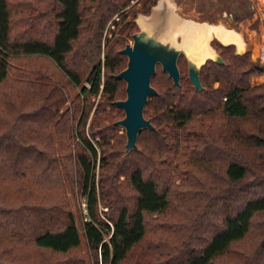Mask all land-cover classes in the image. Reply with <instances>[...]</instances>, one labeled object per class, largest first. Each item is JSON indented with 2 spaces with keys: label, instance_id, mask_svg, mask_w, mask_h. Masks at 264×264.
I'll list each match as a JSON object with an SVG mask.
<instances>
[{
  "label": "trees",
  "instance_id": "obj_1",
  "mask_svg": "<svg viewBox=\"0 0 264 264\" xmlns=\"http://www.w3.org/2000/svg\"><path fill=\"white\" fill-rule=\"evenodd\" d=\"M131 2L0 0V264H86L67 181L86 195L83 235L104 264H264V83L249 81L264 64L247 66L249 52L219 44L224 63L201 65V90L183 54L180 87L156 68L158 94L143 110L155 128H142L120 160L119 50L138 28L131 11L146 14L157 0ZM105 29L113 35L101 63ZM66 86L83 96L71 113L60 112Z\"/></svg>",
  "mask_w": 264,
  "mask_h": 264
},
{
  "label": "rangeland",
  "instance_id": "obj_2",
  "mask_svg": "<svg viewBox=\"0 0 264 264\" xmlns=\"http://www.w3.org/2000/svg\"><path fill=\"white\" fill-rule=\"evenodd\" d=\"M136 0H133V2ZM161 0H157V2L150 7V10L148 13L143 14L138 12L137 14L134 13V10L131 11V13L128 15V20H131L134 16V19L137 18L138 21H142L141 16L142 15H151L153 13V9L158 6ZM131 2V3H133ZM165 3H169L170 9L165 8L164 12L161 14L165 18H162L163 20L167 19H177L179 21H184L189 24H195V23H204L207 25H219L225 26L228 29L236 30L241 34V37L243 39V44L241 45L243 47V51L249 52V59L247 66H250L251 64L257 63V64H264V0H164ZM128 7V6H127ZM136 7H139V3H136ZM114 20H119L118 16L113 17ZM111 22H108L107 27L109 29L114 28L113 24H110ZM161 27H164V25H161ZM109 29H105L103 32V37L101 39V46H100V53L97 61H101L103 63L104 55L106 51L105 46V39L112 38V32L109 31ZM138 28H136L137 30ZM153 30H156L159 32V36L163 39L166 37V31L162 30L160 31L159 28L152 27ZM135 30V29H134ZM133 30V32H134ZM162 32V33H161ZM118 32H116L117 35ZM132 33V32H131ZM211 46L213 48V52L220 54V48L218 47L219 44L222 45H228L220 42L215 37H211ZM173 42L183 46L181 43L182 39L178 36L174 37V40L171 39ZM125 43H131L132 38L129 34L128 36L124 37ZM236 48L237 46L233 43H229ZM9 64H15V62L8 57ZM185 61V65H186ZM126 66V65H125ZM187 66V65H186ZM157 70L162 69L161 65L159 64L158 67L156 65ZM102 73H101V82L103 83V66H102ZM157 72L156 76V86L159 87V76L158 71H155V74ZM251 85H257L260 83H264V72H258L250 76L249 78ZM125 82V81H124ZM83 85L89 86V82L87 80L82 81ZM152 85V84H151ZM153 86V85H152ZM102 87V84L100 85V88ZM125 87V83L123 88ZM79 86H66L64 88V94L66 95V101L65 104L60 109V112H63L66 108L71 113V110H73V98L75 97V94L79 91ZM79 95V94H78ZM126 96V95H125ZM80 99H83L82 94L80 93ZM99 98V94L95 96L93 107L90 111V115L87 119V122L85 124L86 133L89 136V123L91 120V116L93 114V110L95 107V104ZM125 98V97H124ZM145 107V106H144ZM122 109V108H121ZM106 110H110V106H106ZM123 110V109H122ZM115 116H120L121 112L115 110L114 111ZM124 116V115H123ZM122 116V117H123ZM145 116V115H144ZM120 117V118H122ZM51 128L52 125H51ZM117 133L124 134L125 131L124 128L119 125L117 129ZM76 134V133H75ZM126 137V136H125ZM91 138V141L93 142L95 148H96V158L94 157L92 159L93 169L92 174L94 175V186L96 189V192L99 191V181H100V173H101V167H100V149L99 146L96 143V140ZM114 138L110 140L112 141ZM74 141H78V136L73 135L71 139L72 146L74 145ZM126 142V141H125ZM72 152L74 153V148H72ZM128 153V152H127ZM125 150H123V153L120 154L119 159L122 160L124 155L127 154ZM58 158L60 159V153L56 152ZM61 171L64 173V176L66 180H68L66 176V170L64 168L63 164H60ZM123 177V176H121ZM65 180V181H66ZM66 195L69 199L70 206L72 208V212L74 214V218L77 224V227L79 229L80 235H81V254L83 258L85 259L86 264H104L103 261H101V252L99 248L97 249V257L94 256L92 253L90 247L88 246L87 240L83 235V223L85 221L84 217L85 215L88 216V213L86 210H84V207L82 206L83 202H87L86 195L81 192L78 184L74 182L67 181L66 182ZM99 208L101 211L107 210L106 206L99 204ZM87 213V214H86ZM103 218H106L105 215L101 214ZM107 221L110 223V220L106 218Z\"/></svg>",
  "mask_w": 264,
  "mask_h": 264
},
{
  "label": "water",
  "instance_id": "obj_3",
  "mask_svg": "<svg viewBox=\"0 0 264 264\" xmlns=\"http://www.w3.org/2000/svg\"><path fill=\"white\" fill-rule=\"evenodd\" d=\"M138 29L131 34L132 42L126 43L119 51L126 55V66L114 76L125 81L126 96L114 101V104L124 111V116L115 123L124 128L126 142L124 150L129 152L137 149V135L142 128H152L151 117H145L144 106L151 95L158 94L151 85V77L155 74L156 65L160 64L163 71L171 77L173 83L180 87V71L177 59L180 54L186 58L188 76L195 88L202 89L199 70L202 64L211 58L223 64L219 53L199 61L193 57L190 50L173 42L170 38H161L157 30H153L134 19ZM237 47L235 53H242Z\"/></svg>",
  "mask_w": 264,
  "mask_h": 264
},
{
  "label": "bare ground",
  "instance_id": "obj_4",
  "mask_svg": "<svg viewBox=\"0 0 264 264\" xmlns=\"http://www.w3.org/2000/svg\"><path fill=\"white\" fill-rule=\"evenodd\" d=\"M170 9L169 3L161 0L158 6L153 9L151 15H142L141 24L147 27H155L166 31V37L173 39L178 36L182 39L181 43L185 48L189 49L193 57L199 61L214 55L211 46V37L217 38L224 44L235 43L239 50H242L243 39L241 34L236 33L235 30L227 29L221 25H207L204 23L189 24L177 19H165L161 14L164 10ZM163 11V12H162ZM164 25V27H161ZM157 30V29H156ZM162 33V32H161Z\"/></svg>",
  "mask_w": 264,
  "mask_h": 264
},
{
  "label": "built area",
  "instance_id": "obj_5",
  "mask_svg": "<svg viewBox=\"0 0 264 264\" xmlns=\"http://www.w3.org/2000/svg\"><path fill=\"white\" fill-rule=\"evenodd\" d=\"M82 206L84 207V210H86V212H87V211H88V210H87V203L83 202V203H82ZM86 214H87V213H86ZM84 219H85V220L88 219V216L85 215ZM108 237H109V235L106 236V239H107ZM99 250H100V248H99ZM101 261H102V259H101Z\"/></svg>",
  "mask_w": 264,
  "mask_h": 264
},
{
  "label": "crops",
  "instance_id": "obj_6",
  "mask_svg": "<svg viewBox=\"0 0 264 264\" xmlns=\"http://www.w3.org/2000/svg\"><path fill=\"white\" fill-rule=\"evenodd\" d=\"M219 25H221V24H219ZM224 27H225V26H224ZM225 28H227V27H225ZM227 29H228V28H227ZM232 30H233V29H232ZM235 31H236V30H235ZM236 33H238V34L240 35V33H239V32H237V31H236Z\"/></svg>",
  "mask_w": 264,
  "mask_h": 264
},
{
  "label": "flooded vegetation",
  "instance_id": "obj_7",
  "mask_svg": "<svg viewBox=\"0 0 264 264\" xmlns=\"http://www.w3.org/2000/svg\"><path fill=\"white\" fill-rule=\"evenodd\" d=\"M229 44V43H228ZM233 44H235V43H233ZM236 45V44H235ZM243 48V47H242ZM236 49V48H235ZM244 52H246V51H243L242 53H244Z\"/></svg>",
  "mask_w": 264,
  "mask_h": 264
}]
</instances>
